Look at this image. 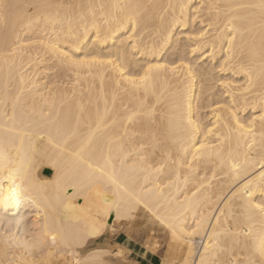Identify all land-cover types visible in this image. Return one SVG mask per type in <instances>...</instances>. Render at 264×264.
I'll use <instances>...</instances> for the list:
<instances>
[{
    "label": "bare ground",
    "instance_id": "bare-ground-1",
    "mask_svg": "<svg viewBox=\"0 0 264 264\" xmlns=\"http://www.w3.org/2000/svg\"><path fill=\"white\" fill-rule=\"evenodd\" d=\"M0 150L33 201L0 264H107L140 215L182 264H264V0H0Z\"/></svg>",
    "mask_w": 264,
    "mask_h": 264
},
{
    "label": "rangeland",
    "instance_id": "rangeland-1",
    "mask_svg": "<svg viewBox=\"0 0 264 264\" xmlns=\"http://www.w3.org/2000/svg\"><path fill=\"white\" fill-rule=\"evenodd\" d=\"M40 161H43L42 158ZM52 174L53 170L46 166L40 169L41 176L50 177ZM120 225L113 224L102 238L88 246L86 252L106 249L109 253L104 256L107 264H182L184 257L179 244L148 217L140 215L134 223ZM129 242L135 244L136 248L121 252ZM66 256H59V261L51 257L39 264H69Z\"/></svg>",
    "mask_w": 264,
    "mask_h": 264
},
{
    "label": "clouds",
    "instance_id": "clouds-1",
    "mask_svg": "<svg viewBox=\"0 0 264 264\" xmlns=\"http://www.w3.org/2000/svg\"><path fill=\"white\" fill-rule=\"evenodd\" d=\"M32 202L22 169L10 167L6 154L0 150V211L17 213Z\"/></svg>",
    "mask_w": 264,
    "mask_h": 264
}]
</instances>
